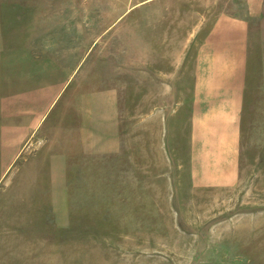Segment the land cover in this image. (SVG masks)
Instances as JSON below:
<instances>
[{
  "label": "rangeland",
  "instance_id": "374dc122",
  "mask_svg": "<svg viewBox=\"0 0 264 264\" xmlns=\"http://www.w3.org/2000/svg\"><path fill=\"white\" fill-rule=\"evenodd\" d=\"M118 1L123 9L140 0ZM159 1L128 15L139 35L149 29L150 53L140 41L133 68L101 71V87L118 88L119 151L71 156L63 182L51 184L34 161L15 172L0 188V264H264L257 23L251 21L235 180L198 184L190 170L191 58L219 12L245 8L243 0ZM170 21L180 26L183 58L172 84L162 48L169 38L157 48V30L168 32Z\"/></svg>",
  "mask_w": 264,
  "mask_h": 264
},
{
  "label": "crops",
  "instance_id": "0c3cea01",
  "mask_svg": "<svg viewBox=\"0 0 264 264\" xmlns=\"http://www.w3.org/2000/svg\"><path fill=\"white\" fill-rule=\"evenodd\" d=\"M156 1L122 9L118 0H0V188L33 161L52 184L67 180L73 155L119 151L118 88H102L101 71L133 68L140 41L150 53L149 29L139 35L128 15ZM243 5L244 14L215 16L191 58L190 170L198 184L235 180L251 21L264 86V0ZM179 27L170 21L163 36L157 30L158 50L169 38L162 48L170 84L182 68Z\"/></svg>",
  "mask_w": 264,
  "mask_h": 264
}]
</instances>
